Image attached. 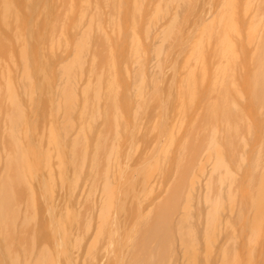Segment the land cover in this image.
Here are the masks:
<instances>
[{
    "label": "bare ground",
    "instance_id": "obj_1",
    "mask_svg": "<svg viewBox=\"0 0 264 264\" xmlns=\"http://www.w3.org/2000/svg\"><path fill=\"white\" fill-rule=\"evenodd\" d=\"M147 1L1 24L0 264L264 255V0Z\"/></svg>",
    "mask_w": 264,
    "mask_h": 264
},
{
    "label": "rangeland",
    "instance_id": "obj_2",
    "mask_svg": "<svg viewBox=\"0 0 264 264\" xmlns=\"http://www.w3.org/2000/svg\"><path fill=\"white\" fill-rule=\"evenodd\" d=\"M31 1H32V2H31ZM33 1H34V3H33ZM45 1H47V0H45ZM45 1H44V0H38V1L36 0V2H35V0H0V31H1V29H2L1 24H6V23H8V24H9V25L7 24L8 26H10V24H11V25H12V24L16 25V24H15L16 22H17L18 24H20V23H19V22H20L19 20H20L22 17H23V18H27L28 16H27V17L24 16V12H25L24 7H25V6L28 5V7H29L30 9L32 8V9H31V13H33L34 10L37 11L36 9H38L39 6H40V7L42 6V8H43V7L46 5V2H45ZM49 1H50V3H49ZM49 1H47L48 4H47L46 7L50 6V4H51V0H49ZM149 1H150V0H149ZM149 1H147V4H148V5L151 4V3H149ZM37 2H38V3H37ZM32 3H33V5H34L35 3H36V5H38L37 8H36L35 5L33 6V7H35L36 9L30 6ZM152 3H153V2H152ZM154 3H155V2H154ZM202 3H203V2H201L200 4L197 3L198 5H196V4L194 3V5H196V6H202ZM187 4H188V3L184 4L183 7L189 6V4H188V5H187ZM55 5H56V6H55ZM59 5H60V4H59ZM167 5H168V4H167ZM180 5H181V4H179L178 6H180ZM182 5H183V4H182ZM182 5H181V6H182ZM185 5H186V6H185ZM203 5L205 6L206 4L203 3ZM216 5H220V3H218V4H216ZM145 6H146V5H145ZM168 6H169V5H168ZM170 6H171V5H170ZM172 6H175V5H172ZM46 7H45V8H46ZM52 7L55 8V9H58V11H56L57 13L59 12V10H60V11L62 10V9H60V6H59V8H58V4H55V3H54V6L51 5L50 8H52ZM42 8H41V9H42ZM45 8H43L42 10H44ZM48 8H49V7H48ZM26 9H28V8L26 7ZM30 9H29V10H30ZM33 9H34V10H33ZM41 9H40V10H41ZM29 10H27L25 14H27V12H28ZM32 10H33V11H32ZM38 10H39V9H38ZM40 10H39V11H40ZM42 10H41L40 12H46V11H42ZM46 10H47V9H46ZM51 10H52V9H51ZM35 11H34V12H35ZM40 12H39V13H40ZM3 13H4V15H3ZM31 13H30V11H29L27 15H30V16L34 17L33 15H34V14L36 15L37 12H36V13H33V15H32ZM39 13H37V14L40 15ZM46 13L50 14V10H49V12H46ZM41 14H42V16H43L44 13H41ZM54 14H55V13H54ZM59 14H60V12H59ZM59 14H57V17L59 16ZM45 15H46V14H44V16H43L44 19H45ZM51 15H53V13H52ZM51 15H50V16H51ZM42 16H41V18H42ZM18 17H21V18L18 19ZM39 17H40V16H39ZM54 17H56V15H54ZM54 17H53V18H54ZM57 17H56V18H57ZM2 18H5L6 20H3ZM23 18H22V19H23ZM36 18H37V17H36ZM36 18H35V19H36ZM41 18H40V19H41ZM17 19H18V20H17ZM27 19H28V18H27ZM37 19H38V18H37ZM40 19H38V20H40ZM42 19H43V18H42ZM42 19H41V20H42ZM50 19H51V18H50ZM50 19L47 18V20H50ZM59 19H60V18H58V20H59ZM32 20H34V18H33ZM38 20H36V21H38ZM21 21H22V20H21ZM36 21H35V22H36ZM45 21H46V19L44 20V22H45ZM54 21H55V19H54ZM24 22H25V20H24ZM32 22H33V21H32ZM44 22H43V23H44ZM46 22H47V21H46ZM49 22H51V20H50ZM56 22H58V21H56ZM56 22H55V23H56ZM59 22H60V21H59ZM59 22H58V23H59ZM51 23H52V22H51ZM37 24H39V25L42 26V23H41V24H40V23H37ZM50 25H51V24H50ZM45 26H46V28L49 27L47 24L44 23V28H45ZM42 27H43V26H42ZM46 28H45V30L50 32V29H49L50 27L47 28V29H49V30H47ZM4 32H5V31H4ZM263 243H264V241H263ZM263 243H262V246H261V245H258V246H259V247L261 246V248H262L263 245H264ZM258 246H256V247H258ZM259 247L256 249V251H259V249H260ZM176 249H178V247H176ZM239 249H240V248H239ZM262 249H263V248H262ZM260 251H261V250H260ZM241 252H244V253L246 252V253H247V250L244 249V251H243V249H242ZM262 253H263V250H262ZM213 254H214V256H213V255H212V256H213L214 258H216V261H217L218 258H217V256H215L216 253H213ZM263 254H264V253H263ZM241 255H242V256L244 255L243 258H241ZM241 255H240V258H241V259H244L243 261H245V258H244V257H245L247 254H243V253H242ZM254 256H255V254H254ZM178 257H179V255H178ZM213 257H212V258H213ZM255 257H256V259H257L258 256L256 255ZM259 257H260V259H259ZM259 257H258V259H259L258 261H259V262L257 261L258 264L260 263L261 260H264V255H262V258H261V256H259ZM253 258H254V257H253ZM241 259H240V261H241ZM179 261H180V259H178V262H179ZM211 261H212V260H211ZM213 261L215 262V259H213ZM254 261H255V259H254ZM262 262H263V263H262ZM199 263H201V262L199 261ZM211 263H212V262H211ZM242 263H244V262H242ZM261 263L264 264V261H261ZM201 264H202V263H201ZM255 264H256V263H255Z\"/></svg>",
    "mask_w": 264,
    "mask_h": 264
}]
</instances>
